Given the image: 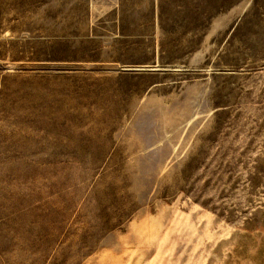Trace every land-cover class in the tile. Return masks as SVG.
Listing matches in <instances>:
<instances>
[{"label":"rangeland","instance_id":"1","mask_svg":"<svg viewBox=\"0 0 264 264\" xmlns=\"http://www.w3.org/2000/svg\"><path fill=\"white\" fill-rule=\"evenodd\" d=\"M0 264H264V0H0Z\"/></svg>","mask_w":264,"mask_h":264}]
</instances>
